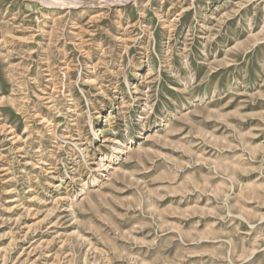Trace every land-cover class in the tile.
Segmentation results:
<instances>
[{"label":"rangeland","instance_id":"obj_1","mask_svg":"<svg viewBox=\"0 0 264 264\" xmlns=\"http://www.w3.org/2000/svg\"><path fill=\"white\" fill-rule=\"evenodd\" d=\"M50 1L0 0V264H264V0Z\"/></svg>","mask_w":264,"mask_h":264},{"label":"bare ground","instance_id":"obj_2","mask_svg":"<svg viewBox=\"0 0 264 264\" xmlns=\"http://www.w3.org/2000/svg\"><path fill=\"white\" fill-rule=\"evenodd\" d=\"M40 1H42V2H44V3H46V4H51V3H53L52 1H50V0H40ZM79 3V2H78ZM104 3V2H103Z\"/></svg>","mask_w":264,"mask_h":264}]
</instances>
